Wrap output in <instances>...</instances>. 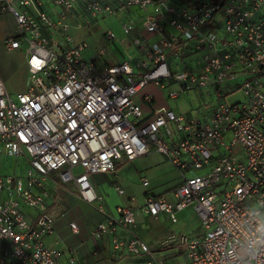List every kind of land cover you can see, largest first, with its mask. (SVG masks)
<instances>
[{
	"label": "built area",
	"instance_id": "2783aa9c",
	"mask_svg": "<svg viewBox=\"0 0 264 264\" xmlns=\"http://www.w3.org/2000/svg\"><path fill=\"white\" fill-rule=\"evenodd\" d=\"M129 12L139 24L125 23V37L139 27L157 38L134 41L145 53L142 60L104 66L106 48L77 44L71 35L74 28ZM4 14L13 16L18 30L5 46L24 49L29 85L13 98L0 76V154L25 163L20 175L0 167V264L59 263L61 251L45 243L55 226L48 211L51 174L66 167L61 182L74 183L93 203L99 198L92 175L153 152L183 183L173 202L149 195L141 210L154 218L166 213L176 223L179 212L192 208L205 231L198 239L171 233L162 245L184 248L185 264H264V0H0ZM104 37L127 44L112 32ZM182 46L205 55L196 67L176 71L172 64ZM238 80L246 101L228 103L224 88ZM153 81L163 90L179 85L168 91L170 100L193 89L214 90L219 104L204 119L161 108L145 123L134 98ZM190 171L204 173L187 177ZM142 183L149 187L148 180ZM135 202L92 236L113 235L116 252L150 254L132 231ZM120 230L126 238L118 237Z\"/></svg>",
	"mask_w": 264,
	"mask_h": 264
},
{
	"label": "crops",
	"instance_id": "0c3cea01",
	"mask_svg": "<svg viewBox=\"0 0 264 264\" xmlns=\"http://www.w3.org/2000/svg\"><path fill=\"white\" fill-rule=\"evenodd\" d=\"M128 14H130L131 20H138L135 12H129ZM135 22L137 25L139 24V21ZM17 34V25L13 16L11 14L1 15L0 76L4 80L8 92L19 95L28 91V68L26 78L23 81H11L10 78H13L16 73L15 57L18 53H23L22 55L26 61L25 51L23 48L10 51L5 46V39L10 36H17ZM141 38H145L150 42L157 40L154 36L151 38L144 36V31L140 30L139 27L125 39L127 40V44L132 42L135 50L140 51L135 46L134 41ZM116 43L120 46L127 45H122L119 42ZM116 43L107 42L108 45H117ZM93 48L100 47L96 46ZM92 51L93 49H90L85 55L87 56ZM178 52L180 53V59L172 64L176 71L196 67L198 62H201L200 59L205 55L203 52L197 53L193 51L191 46H182ZM141 53L142 57H138L140 59L134 58L126 61L124 56L119 58L113 52L109 53L107 51L103 65L116 66L123 62L142 60L145 57V53ZM182 53L184 56H182ZM146 87L144 88L145 90H141L134 98L135 103L143 112L145 123L152 119L155 110L161 108L174 110L171 103L177 101L181 95L175 100H170L168 97H166L167 99H161L160 96L154 93L153 90L155 89L148 88L146 90ZM227 87L229 89L232 88V86ZM228 88L226 89L225 87L224 89L228 90ZM178 89L179 85L176 83L170 84L169 90L177 91ZM169 90H163L165 95H167ZM193 90L196 91L198 89ZM206 92L210 96H216L214 90H210L209 92L206 90ZM146 96L153 97V102L147 103L145 101ZM217 104H219V100L214 107L182 115L204 119L213 112ZM168 165H170L168 160L163 155L155 152L136 159L133 162H116L114 172L95 174L90 177L92 188L96 197L99 198L93 203H89L81 197L74 183H68L73 187L71 188L68 184H63L58 175L51 174L46 182L50 192L48 211L55 221V226L54 234L48 237L45 243L48 247L61 251L62 257L58 264H71L72 260H74V264H185L187 261L184 248L181 246L165 248L162 244L171 233L185 234L193 239H198L205 235L201 222L193 209L188 208L179 212L176 223H173L166 213H162L158 218H154L141 210L149 195L163 196L169 201H174L173 192L183 183V178L175 168L171 165L169 166L171 168H169ZM9 168L12 171L16 170L18 172V163ZM78 172L80 170H77ZM203 173L190 171L187 173V177H195ZM132 176L135 182L131 181ZM143 180L149 181V187L143 186ZM139 187H142V190L139 191ZM117 189L123 190L124 193L119 194ZM132 198L136 199L134 206L137 208L135 213L136 227L132 231L134 235L149 246L151 253L148 255L133 256L124 251L116 252L113 249V235L104 236L99 239L92 236V232L99 224L110 218H118L119 208L131 205ZM27 213L31 218H35L37 215V212L33 210H28ZM70 224H76V232L72 230ZM126 236L124 231L120 230L118 232L120 239H124Z\"/></svg>",
	"mask_w": 264,
	"mask_h": 264
},
{
	"label": "rangeland",
	"instance_id": "374dc122",
	"mask_svg": "<svg viewBox=\"0 0 264 264\" xmlns=\"http://www.w3.org/2000/svg\"><path fill=\"white\" fill-rule=\"evenodd\" d=\"M130 21H132L130 14H126L125 16H113L110 18H103L98 20L97 22H94L92 26L89 28L87 27H84L82 29L74 28L71 35L74 38L75 43L77 44L85 41L88 42L92 47L103 46L106 47L109 53L113 52L119 58H121V56H124L126 58L125 59L126 61H130L134 58L142 57V53L138 50H135L132 42L128 41L129 43L126 46H120L118 43H116L117 45H113V44L108 45L104 37L107 32H112L116 35L117 39L125 40L126 37L123 34V25ZM144 36L151 38L153 35L144 33ZM183 53L182 56H184ZM22 54L23 53H18V55L15 57L14 64L16 66V73L13 76V78L12 77L10 78L11 81L18 80L19 82H21L23 81V79L26 78L27 68H28L27 61H25V58ZM0 63H1V58H0ZM240 84L241 81L238 80L233 82L232 88L229 89L226 86V89L228 88V90H225V92L227 93L225 96L226 102L235 104V103H244L246 101V97L242 89H237L238 87L237 85ZM146 88H147L146 90H148V88L155 89L153 90L154 93L160 96L161 99H167L166 97H168L167 96L168 94L165 95V92L161 89L160 86L156 85L155 81L151 82ZM17 95H18L17 93L11 94L13 98H16ZM217 102L218 100L216 96L208 95L206 90H196V91L189 90L185 94H182L177 101H173L171 105L175 112L181 114H187V113H194L195 111H199L200 109L201 110L209 109L210 107H214ZM1 151H2V147L0 146V152ZM236 152L240 153L242 152V150L240 148H237ZM15 164H16L15 159H8L5 156H1L0 154V167L4 171V173H9V174L14 173L9 167H12L13 165L15 166ZM170 165H168V167ZM65 169L66 167L62 168L56 173V175H59L60 172H62ZM24 170H25V163L21 164L18 168V172L15 173L20 175L24 173ZM131 181L135 182L133 180V176L131 177ZM68 186L73 188L71 184H68ZM141 188L142 187H139V191L142 190Z\"/></svg>",
	"mask_w": 264,
	"mask_h": 264
}]
</instances>
